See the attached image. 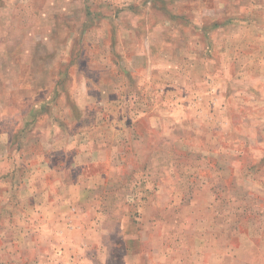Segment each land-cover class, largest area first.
Wrapping results in <instances>:
<instances>
[{
    "label": "rangeland",
    "instance_id": "374dc122",
    "mask_svg": "<svg viewBox=\"0 0 264 264\" xmlns=\"http://www.w3.org/2000/svg\"><path fill=\"white\" fill-rule=\"evenodd\" d=\"M0 264H264V0H0Z\"/></svg>",
    "mask_w": 264,
    "mask_h": 264
},
{
    "label": "crops",
    "instance_id": "0c3cea01",
    "mask_svg": "<svg viewBox=\"0 0 264 264\" xmlns=\"http://www.w3.org/2000/svg\"><path fill=\"white\" fill-rule=\"evenodd\" d=\"M41 155H42V153H41Z\"/></svg>",
    "mask_w": 264,
    "mask_h": 264
}]
</instances>
